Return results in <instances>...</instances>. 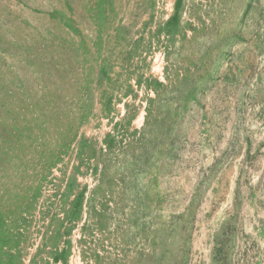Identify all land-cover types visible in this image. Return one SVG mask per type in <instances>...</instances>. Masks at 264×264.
<instances>
[{
	"label": "rangeland",
	"instance_id": "1",
	"mask_svg": "<svg viewBox=\"0 0 264 264\" xmlns=\"http://www.w3.org/2000/svg\"><path fill=\"white\" fill-rule=\"evenodd\" d=\"M0 264H264V0H0Z\"/></svg>",
	"mask_w": 264,
	"mask_h": 264
}]
</instances>
